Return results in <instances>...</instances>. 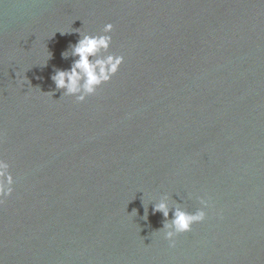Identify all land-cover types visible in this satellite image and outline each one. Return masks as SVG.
I'll list each match as a JSON object with an SVG mask.
<instances>
[{
	"label": "water",
	"instance_id": "95a60500",
	"mask_svg": "<svg viewBox=\"0 0 264 264\" xmlns=\"http://www.w3.org/2000/svg\"><path fill=\"white\" fill-rule=\"evenodd\" d=\"M107 23L124 63L63 96ZM0 156V264H264V0H0ZM163 195L210 205L175 247Z\"/></svg>",
	"mask_w": 264,
	"mask_h": 264
},
{
	"label": "clouds",
	"instance_id": "9594fccd",
	"mask_svg": "<svg viewBox=\"0 0 264 264\" xmlns=\"http://www.w3.org/2000/svg\"><path fill=\"white\" fill-rule=\"evenodd\" d=\"M79 33V39L75 44H70L69 49L62 53L64 59L73 57V62L68 69H55L51 80L56 90H63V96L75 97L77 102H84L87 97L95 95L97 89L111 80L124 63V56L109 53L112 44L113 25L107 23L100 35L82 33L80 29H73ZM63 35L67 32L60 31ZM55 33H53L54 35ZM51 53L48 52V59ZM11 163L0 156V204L11 196L14 191L15 178L11 171ZM201 207L194 212H189L176 202L170 206L169 197L163 195L153 205V213H162L164 217L163 226L156 232H162L163 238L169 242V247H175L176 238L184 233L192 231L194 224L203 223L208 213L209 201L203 197H197ZM172 217L169 219V212ZM147 213L145 214V219Z\"/></svg>",
	"mask_w": 264,
	"mask_h": 264
}]
</instances>
